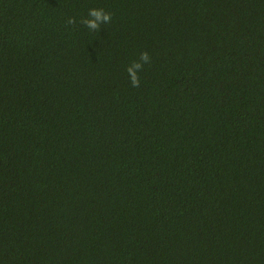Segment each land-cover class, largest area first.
Here are the masks:
<instances>
[{"label": "trees", "instance_id": "trees-1", "mask_svg": "<svg viewBox=\"0 0 264 264\" xmlns=\"http://www.w3.org/2000/svg\"><path fill=\"white\" fill-rule=\"evenodd\" d=\"M0 264H264V0H0Z\"/></svg>", "mask_w": 264, "mask_h": 264}, {"label": "clouds", "instance_id": "clouds-1", "mask_svg": "<svg viewBox=\"0 0 264 264\" xmlns=\"http://www.w3.org/2000/svg\"><path fill=\"white\" fill-rule=\"evenodd\" d=\"M112 19L111 13L105 12L104 9L90 8L87 17L82 18L80 23L91 31H99L101 25L110 23ZM74 17H69L66 21L68 25L76 23ZM150 63V57L147 52H141L138 60L133 61L130 66H127L125 71L130 77L132 87H139L140 78L138 73L143 70L144 64Z\"/></svg>", "mask_w": 264, "mask_h": 264}]
</instances>
